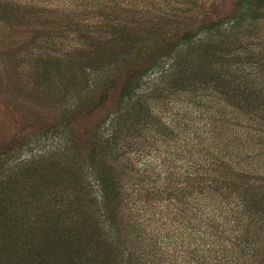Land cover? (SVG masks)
<instances>
[{
	"label": "rangeland",
	"instance_id": "1",
	"mask_svg": "<svg viewBox=\"0 0 264 264\" xmlns=\"http://www.w3.org/2000/svg\"><path fill=\"white\" fill-rule=\"evenodd\" d=\"M160 1L0 0V153L1 144L14 132L21 130L20 138H26L5 157L9 160L3 161L2 169L10 174L14 163L35 161L25 175L3 180L0 264H126L124 253L120 261L121 257H113L107 250V224L91 197L77 193L79 176L74 181L67 177L71 172L75 175L87 170L82 143L66 152L64 158L56 156L68 136L41 131L39 122L58 118L76 103L88 105L91 97L112 95L113 86L130 67L155 53L162 42L180 36L186 29H195L201 21L242 16L241 24L245 26L252 18L243 11L248 0H164L166 5L171 2L164 9ZM256 21L260 30L254 36L258 38L249 33L253 37L237 40L224 51H217V40L210 49L203 44H194L191 50L181 48L173 74L149 89L144 83L155 76L145 77L132 98L133 110L127 103L118 112L121 118L116 144L126 143L129 153L125 158H129L132 171L140 173L147 168L149 173L160 167L156 175L161 178L166 165L163 168L160 164L165 162L169 166L166 172L171 173L161 194L146 195V188L156 189V183L144 187V180L138 187H131L132 191L136 189V196L125 192L128 200L125 202L121 194L114 205L129 217L138 211L143 197H148L153 215L146 212L149 217H142L148 232L143 234L146 239L153 237L160 242L168 254L158 264H170L171 258L176 259L175 264H182V252L193 250L203 240H196L199 233L195 235L188 229L208 224L200 223L199 212L203 210L189 189L193 183L187 179L195 180L193 174L185 175L189 162L209 160L215 163L211 169L216 174L226 173L215 161L225 156L221 160L227 162L236 143L247 141L258 149L260 156L252 160H244L241 154L236 163L244 172L234 170L232 176L221 178L216 184V197L212 191L210 196L234 203L244 199L247 209L255 208L264 217V149L259 145L264 139V121L259 126L246 119L228 121L223 116L211 140L197 143L199 132L211 129L203 127V120L213 114L214 99L249 104L257 98L264 102V17ZM243 30H239L242 35L246 34ZM213 49L214 55L210 53ZM116 107L107 104L91 119H82V126L71 130L80 138L78 142L87 138L81 137L84 126L103 137ZM218 144L230 145L226 155L216 152ZM56 157L67 164L70 160L71 171L62 165L61 172ZM203 198L200 201L206 204V214L213 206ZM252 224L246 226L248 221L241 217L238 226L243 234L250 232L249 236L243 235L245 241L246 237L247 242L258 240L257 254L262 258L259 264H264V230L258 232ZM47 232L50 234L46 236ZM147 263L137 256L129 262Z\"/></svg>",
	"mask_w": 264,
	"mask_h": 264
},
{
	"label": "trees",
	"instance_id": "2",
	"mask_svg": "<svg viewBox=\"0 0 264 264\" xmlns=\"http://www.w3.org/2000/svg\"><path fill=\"white\" fill-rule=\"evenodd\" d=\"M250 1L251 0H248L246 2L243 11H247L252 18L250 17V21L248 24H245V26L241 24L242 16H231L224 20L214 19L201 21L195 29H186L180 36L175 35L172 40L162 42L155 53L152 51L146 55V57L141 59L142 61L136 64L133 68L130 67L115 85L114 83L111 85H114L112 88V95L106 96L105 94L104 96L98 95L97 98L91 97L87 101L88 105L83 106V103H76L69 111H67V113L63 112L58 118H50L47 122L44 120L39 122V129H41V131L44 129L45 132H49L52 135L66 134L68 136H65L67 139L64 140V146L58 150L59 152L56 156L61 154L59 156L64 158L66 152L72 151L74 147H80V143H82L83 148L81 149L85 150L87 156L85 167L87 170H90H86L85 173L77 171L75 175L71 172L67 177L74 181V178L76 179L77 176H79L81 185L77 193L91 197L90 200H93L98 206L99 212H101L100 217H102L104 223L107 224L106 227L104 226L106 230V238L110 242L107 245V250L113 253V257L114 254L119 258L121 257L120 261L122 260L124 253L126 264H129L132 257L136 256L137 258H144L148 262L147 264H158L161 263V261L164 262V259H166L165 257H167L168 254L163 251L160 242H156L153 237L146 239L143 234L144 231L146 235L148 232H146V229L144 228L145 224H142V217L145 216L146 212L149 213L152 209L149 206L148 202H150V200L147 196L143 197V202H139L138 211L132 213L129 217H127V215L123 216L121 210L114 207L115 202L121 194L125 196L123 200L126 202L128 198L125 192L128 191L136 196V189L132 191L131 187H138V185H141V182L144 180L147 181V184H144V187L148 184L154 185L156 183V189H154V186L149 187V189L146 188V195H148L149 192H157L161 194L169 183L168 178L171 176V173H169V171L166 172L169 166L168 163L165 162L160 164L163 168L164 165H166V169H163L161 178L156 175V170H162L160 167L155 169L152 168L151 172L149 170V173L146 170L147 168L141 169L140 173L132 171L128 162L129 158L128 160L125 158L126 154L129 153L126 152V143L122 142L119 146L116 144L120 132L118 119L119 117L121 118V114L118 112L122 108L121 105L129 103V105H132L130 109L133 110L134 101L132 98L135 96L134 93L140 87V84L145 77L148 78L152 75L155 76L144 83L146 88L149 89L155 84H159L163 77L168 76V74H173L176 64L179 63L178 56L181 48L191 50L193 48L192 45L199 44V46H201L203 44V47L210 49L212 48L211 44H214V40H217L219 44L217 51H224L235 44L237 40L243 41L248 37H253L254 34L260 30V28L257 27L256 20L264 17V0H253V3H249ZM160 2V7L163 6V8L161 7L162 9L168 7L167 5L171 3L167 2L166 5L164 0H161ZM242 28L245 29L243 30V32L246 33L244 35L239 33V30ZM193 30H195V33H192ZM249 33H253V36ZM255 37L258 38V35L254 36V38ZM195 38L197 40H195ZM214 52H216V50L213 49L210 53L214 55ZM230 52L233 53L234 49L230 50ZM136 55L140 56L139 52H137ZM218 100L214 99L216 102L212 104L213 107L211 109L213 114L209 117H205L203 120L205 123L203 124V127L210 126L211 129L208 131L202 129L201 132H199V135L197 136L198 144L202 141L211 140L212 135L215 133V127L217 123H219V120L223 119V116L224 118L226 117L228 121L233 118H238L255 122L259 126L262 125L261 123L264 121V102H260L257 98L256 100H252L249 104H244L237 100L233 102H223L219 98ZM110 103H113V106H117L114 111L116 116L114 115V118H112L108 124L105 133L102 134L103 137L101 135L97 136V133L94 130L91 132L84 126L81 137L86 135L87 138L84 142H78L80 138L77 134L73 135L71 130L74 127H81L82 119H91L98 109H103L105 105H109ZM220 112H223V114ZM19 132H21V130L14 132L10 138H7V141L5 140V143L1 144V148L3 149L0 153L1 194L3 193V180H6V182L7 180L9 181L11 175L14 179V176L25 175V172L32 168L35 162L32 159L18 164L14 163L9 171L12 173L7 174L8 170L7 173L3 172L4 168L2 169V166L5 164L3 161L9 160V158L5 157L9 155L14 148H19L21 146V143L19 144V142L25 138H20ZM262 133L264 132L262 131ZM31 134L32 133L29 135ZM196 135L197 134L194 136L195 138ZM259 145L264 149V139ZM218 147L219 148L216 149V152L220 154L224 153L226 155V150L230 145H228V147L227 145L221 147V144H218ZM234 147L235 148L230 149L234 154L226 158L227 162L221 160V158L225 156H222L219 160L216 159L215 161L219 163L221 167L223 166L222 169L226 170V173H222L223 171H221L220 174H216V170L211 169L215 163L209 160H197L194 163L189 162V167L187 168L189 172L186 171L185 175L188 177L193 174V178H195V180L187 179L193 183V186L189 189L191 190V193L194 194L193 198L197 202V205H199V208L204 211V213H202L203 211L199 212V216H201L200 223L207 222L208 224L201 227L199 225L196 230L193 228L192 230L188 229L189 232L194 231L195 235L199 233L196 240L198 238L201 240L202 237L203 240L200 241L199 245L193 247V250H184L182 252L184 258V260H180L183 262L182 264H259V262H261L260 260H262L257 254L259 253L258 240L247 242L246 237L245 241V238H242L243 235L249 236L250 232L246 230L245 234H243V230H241L238 225L240 218L242 217L244 220L248 221V225L246 226H249L250 222H252V225L257 227L256 230L261 232L264 230V217L258 215L255 208L247 209L244 199L241 201L237 200V203H234L232 201L227 202L224 197H221V201L224 203V205H222L221 201L210 196V191H212V194L215 196V190H218L216 189V184L221 183V178L232 176L234 170L244 172L243 168H240V164L236 163L237 160H240L242 157L241 154L245 155L244 160H252L260 156L258 149L253 148V146L248 144L247 141L243 142V144L236 143ZM84 150L82 151L83 153ZM60 158L56 157V160H59ZM109 164H114V166H110ZM62 165L66 166L69 168V171H71L70 160L68 164L65 160L63 162L62 159L58 162L59 170L64 172L62 170ZM173 168L174 166H171V169ZM262 171H264V165ZM131 174H134V176L130 177ZM135 176L136 178H134ZM262 176V179L264 180V173ZM154 178L155 181H152ZM133 181H136L137 183H131ZM223 191H225V189H223ZM203 196V199L213 206V208L208 210L206 214V204L205 202L200 201ZM212 201H215L217 204H214ZM191 209L195 210V214L198 213V210L194 207L191 206ZM152 215V212H150L149 216L152 217ZM146 216L148 215L146 214ZM203 219H205V222ZM49 234L50 233L47 232L46 236ZM199 248L203 251L199 250ZM46 257H48V254ZM170 260V264H175V258H171Z\"/></svg>",
	"mask_w": 264,
	"mask_h": 264
}]
</instances>
